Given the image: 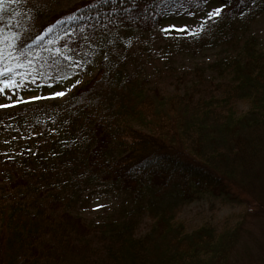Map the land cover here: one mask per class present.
<instances>
[{"label":"trees","instance_id":"trees-1","mask_svg":"<svg viewBox=\"0 0 264 264\" xmlns=\"http://www.w3.org/2000/svg\"><path fill=\"white\" fill-rule=\"evenodd\" d=\"M207 1L79 0L11 24L25 82L87 78L62 100L0 113V145L18 147L0 151V264H264L241 222L188 231L176 218L205 195L264 215V47L251 29L264 0H216L222 14L196 36L167 33L164 49L183 58L217 52L172 89L128 67L131 33ZM95 188L116 202L90 220L77 205Z\"/></svg>","mask_w":264,"mask_h":264},{"label":"rangeland","instance_id":"rangeland-1","mask_svg":"<svg viewBox=\"0 0 264 264\" xmlns=\"http://www.w3.org/2000/svg\"><path fill=\"white\" fill-rule=\"evenodd\" d=\"M79 0H2L0 2V54L10 53V46L13 44L14 31L10 29L12 23L25 21L29 25L40 24L49 16L75 5ZM220 2L208 0L203 8L187 7L186 9L172 12L164 16L162 24L153 29L151 32L138 34L131 33L128 36L129 61L128 67L140 68L144 74H147L161 86L172 89L175 81V74L181 70L189 69L194 62H206L216 56L215 50H206L196 58L181 57L173 52V48L165 47L162 28L169 25L177 27L190 25L193 29L197 24L206 19V13L214 7H218ZM252 32L261 41L264 47V14L259 16L252 25ZM12 56V55H11ZM13 57V56H12ZM4 61H0L3 64ZM172 65V72L166 70L167 66ZM177 69L174 71V69ZM23 71V70H20ZM87 78L86 74L74 76L59 84L58 86L46 87L43 85H32L24 81L19 89L5 90L0 93V104H11L13 100L19 99L21 102L12 107H0V113L5 110L15 109L17 106H26L33 102H48L64 99L70 90L77 85L76 81H83ZM74 85V86H73ZM51 91H65V95L54 99H35L28 101L29 97H47ZM30 140L32 136H29ZM33 141V140H31ZM0 145L1 152H9V150L17 151V145L10 141ZM25 142V141H24ZM23 142V143H24ZM8 143V144H7ZM8 148V149H7ZM84 198L78 203L77 208L80 215L86 219L98 220L110 210L115 204V196L108 191V188H95V190L84 193ZM177 220L191 231L193 228L203 225V223L211 224L218 230L225 227L234 226L237 222H241L245 230L243 241L250 254L257 256L258 252L264 255V215L256 214L255 204L229 205L222 204L218 199L205 195L199 200H193L191 203L184 205L177 213ZM248 214V215H246ZM145 227L141 228V231ZM246 250V251H247Z\"/></svg>","mask_w":264,"mask_h":264},{"label":"snow or ice","instance_id":"snow-or-ice-1","mask_svg":"<svg viewBox=\"0 0 264 264\" xmlns=\"http://www.w3.org/2000/svg\"><path fill=\"white\" fill-rule=\"evenodd\" d=\"M225 7L223 2L220 3L218 7L212 8L206 13V19L211 22L213 19H218L222 14V11ZM199 28H203L204 25L200 24ZM179 31L191 36H196L197 31L191 30L190 25H184L177 27L176 25H169L167 28H162L161 31L164 33H169L170 31ZM0 61H4L3 64H0V93H4L5 90L19 89L21 85L24 84L25 78L28 77L27 72H16L15 69L24 68L25 65L19 63L10 53L0 54ZM28 65L31 64V61L26 62ZM80 81H76V84H79ZM74 86V85H73ZM65 95V91H51L47 97H29L28 101L35 99H54L57 97H62ZM26 102L19 99H15L11 104H0V107H12L17 103Z\"/></svg>","mask_w":264,"mask_h":264}]
</instances>
